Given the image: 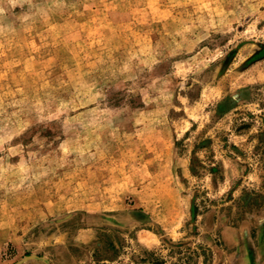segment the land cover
<instances>
[{
  "label": "rangeland",
  "instance_id": "1",
  "mask_svg": "<svg viewBox=\"0 0 264 264\" xmlns=\"http://www.w3.org/2000/svg\"><path fill=\"white\" fill-rule=\"evenodd\" d=\"M0 264H264V0H0Z\"/></svg>",
  "mask_w": 264,
  "mask_h": 264
}]
</instances>
